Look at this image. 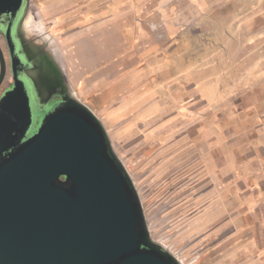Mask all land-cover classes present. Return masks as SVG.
<instances>
[{
    "label": "rangeland",
    "instance_id": "obj_1",
    "mask_svg": "<svg viewBox=\"0 0 264 264\" xmlns=\"http://www.w3.org/2000/svg\"><path fill=\"white\" fill-rule=\"evenodd\" d=\"M203 1L206 10L199 15L194 0H156L171 4L172 17L183 18L184 26L172 33L157 26L141 40L136 23L120 22L115 38L120 51L109 61L75 58L72 42L95 20L117 17L134 0H29L25 23L44 26L59 46L68 85L107 132L136 192L151 242L179 264H264V205L252 197L250 186L218 185L219 172L205 163L209 146L200 134L202 100L213 92L214 62L234 61L215 60L213 54H264V0ZM150 46L153 51L142 56ZM124 59L133 62L119 65ZM237 62L239 69L252 62L254 78L264 75L262 57ZM130 72L139 90L127 102L122 96L133 87L127 82ZM225 77L228 81L229 74ZM248 78L238 76L239 100L254 82ZM141 102L145 106L138 110Z\"/></svg>",
    "mask_w": 264,
    "mask_h": 264
},
{
    "label": "water",
    "instance_id": "obj_2",
    "mask_svg": "<svg viewBox=\"0 0 264 264\" xmlns=\"http://www.w3.org/2000/svg\"><path fill=\"white\" fill-rule=\"evenodd\" d=\"M21 3L0 0V15ZM12 107L2 112L1 151L30 126ZM137 246L154 264H179L151 242L131 180L87 107L67 104L0 162V264H141Z\"/></svg>",
    "mask_w": 264,
    "mask_h": 264
},
{
    "label": "crops",
    "instance_id": "obj_3",
    "mask_svg": "<svg viewBox=\"0 0 264 264\" xmlns=\"http://www.w3.org/2000/svg\"><path fill=\"white\" fill-rule=\"evenodd\" d=\"M118 1L121 2V0ZM143 1L145 3L146 0H134L133 7L125 3L124 7L119 9L117 17L113 18L109 15L107 20H95L85 34L78 35L73 40L72 49L75 58L79 60L90 59L92 62L113 59L120 51V45L116 46L117 49L115 47V38L118 35L119 23L124 20V24H137V34L141 40L148 34L155 33L157 26L168 28V33L174 31L172 28L184 26L183 18H174L169 14L171 12L170 3L167 5L157 4L156 0L155 3L150 0V4L147 5L146 3L143 4ZM194 1L197 7L195 10L200 15L206 10L204 1ZM121 13H123L122 16ZM129 15L135 19L130 18ZM117 50L118 52H116ZM152 51L153 47L150 46L142 56ZM59 55L61 63V51ZM259 57L264 58V54L262 56H254V53L251 52H246V54L223 52L222 54L221 51L213 54L215 60L224 58L234 59V61L214 62L212 69L215 78L210 86V92L213 91V95L211 94L209 99L204 98L202 100L205 111L203 123L205 125L200 130V134L204 145L209 146L207 157L205 155V163L212 166L209 169L219 172L218 178L221 179V182L218 185L224 184V186L241 188L250 186L254 188L252 197L260 199L264 205V93L261 96L257 93L264 90V75L254 78L255 72L252 71L254 68H251L253 67L252 62L243 65L244 68L240 67V69L237 62L239 58L253 59ZM125 59L119 65L124 63L125 66H128L133 62L131 61L133 59L127 62ZM201 67L204 70L207 69L205 65H200ZM200 68L198 67L199 71ZM261 69H264V63L261 65ZM151 70L152 68H150V72ZM63 73L65 75L64 71ZM227 74H229L228 81L225 77ZM244 74L250 76L249 82H254L247 86L245 100L244 98L239 100L237 99L240 88L238 76ZM127 79V82L133 87L122 97L123 99L129 98L127 102H130L139 89H137L138 85L135 83L134 75L131 72ZM153 92L152 90L149 91V101L153 99ZM75 102L85 106L76 95ZM144 103L141 102L138 105L140 107L138 110L143 109ZM205 108H208L207 111ZM124 113L126 110L114 113L113 119ZM155 113L156 110L149 114ZM143 117L145 116H141V121H143ZM226 175H229L230 178L223 180L222 177ZM227 181L228 184H226Z\"/></svg>",
    "mask_w": 264,
    "mask_h": 264
},
{
    "label": "flooded vegetation",
    "instance_id": "obj_4",
    "mask_svg": "<svg viewBox=\"0 0 264 264\" xmlns=\"http://www.w3.org/2000/svg\"><path fill=\"white\" fill-rule=\"evenodd\" d=\"M29 7V0H22L17 12L0 15V100L10 97L8 106L18 107V119L30 123L19 145L0 148V162L32 138L48 117L75 102L56 41L44 26L29 28L25 23Z\"/></svg>",
    "mask_w": 264,
    "mask_h": 264
},
{
    "label": "snow or ice",
    "instance_id": "obj_5",
    "mask_svg": "<svg viewBox=\"0 0 264 264\" xmlns=\"http://www.w3.org/2000/svg\"><path fill=\"white\" fill-rule=\"evenodd\" d=\"M3 11H4L3 9H0V12H3ZM10 102H11V98L10 97H6V98L0 100V117H2V112H3V109H4L5 105L9 104ZM136 255H138L139 257L144 258V259L141 260V264H154L153 261L148 259V257H150L152 254L148 253V252L141 251L139 249V246H137ZM159 264H162V259L159 262Z\"/></svg>",
    "mask_w": 264,
    "mask_h": 264
}]
</instances>
